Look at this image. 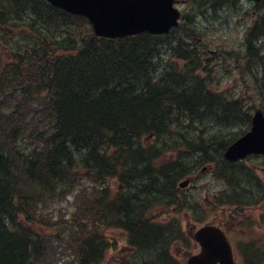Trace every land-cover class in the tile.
Masks as SVG:
<instances>
[{
	"label": "trees",
	"instance_id": "16d2710c",
	"mask_svg": "<svg viewBox=\"0 0 264 264\" xmlns=\"http://www.w3.org/2000/svg\"><path fill=\"white\" fill-rule=\"evenodd\" d=\"M79 22L87 25L46 0H0L1 38L13 35L0 43V264H44L52 245L47 231L63 228L51 212L71 196L79 201L75 211L59 215L68 236H53L76 252L61 264L106 261L108 228H123L136 249L158 245L152 261L123 264H184L152 213L186 208L178 182L198 166L181 160L192 150L183 135V144L170 138L179 159L158 164L168 139L157 146L142 139L171 135L168 122L186 117L242 118L238 98L207 88L211 71L181 45L171 71L157 78L150 69L158 36L97 37ZM248 32L245 57L254 67L243 73L257 74L264 100V15ZM197 147L201 165L214 161L208 148Z\"/></svg>",
	"mask_w": 264,
	"mask_h": 264
},
{
	"label": "rangeland",
	"instance_id": "374dc122",
	"mask_svg": "<svg viewBox=\"0 0 264 264\" xmlns=\"http://www.w3.org/2000/svg\"><path fill=\"white\" fill-rule=\"evenodd\" d=\"M176 6L183 12L180 26L151 41V46L155 48L151 56V75L158 78L160 73L171 71L169 66L174 56H178L177 51L181 45L182 50L189 49L199 55L202 67L207 66L208 71H211L207 88L212 87L227 99L238 98L242 118L223 122L219 117L211 115L196 116L194 119L186 117L184 121L168 122L171 135L142 139L149 146L162 145L164 139H168L166 151L155 161L158 164L178 160L181 148L173 149L174 141L170 138L181 140L180 144H183L185 137L189 140L188 149L192 150L181 156V160L188 167L198 166L193 167L190 174L194 179L182 190L187 200L186 208L173 215L168 208L164 211L154 207L152 216H155V222L164 225L166 235L171 238L170 253L178 263L186 264L191 255L199 253L200 246L192 238L197 228L205 224H217L227 231L238 264H264V156H249L244 161L231 164L222 155L223 145H229L235 137L251 128L255 108L260 107L264 111V100L260 95L261 83L257 74L249 76L243 73L244 68L254 67L247 63L245 57L246 38L256 19L264 15V2L178 0ZM78 25L83 30L94 32L88 19L87 25L83 22ZM2 35L3 32L0 31V43L4 46L10 44L13 35L8 32L6 38H1ZM262 39L263 37L256 42L260 43ZM195 145L208 148V154L214 161L201 165L199 160L203 153L198 147L194 148ZM183 150L186 151L185 147ZM203 166L208 169L201 171ZM110 186L111 192H118V182L115 179L110 181ZM239 199H249L247 201L252 202L240 205ZM76 202L79 201L71 196L56 202L53 212L49 208L48 211L57 217L56 220H59L63 228L58 230L51 227L47 231L52 245L50 244L51 248L43 260L44 264H61V261L71 260L70 256L75 254L76 250L73 248L66 247V250L69 249L67 251L63 248L71 243L67 244L64 237L56 242L53 234L68 236L64 231V221L59 215L65 212L73 214ZM170 230L172 233H169ZM105 233L109 249L105 253L106 261L99 264H123L134 262L135 258H138L137 262L144 263L145 260L154 258L158 251L156 243L153 247L134 248L128 244V233L123 228H108ZM160 242L157 244H161Z\"/></svg>",
	"mask_w": 264,
	"mask_h": 264
},
{
	"label": "water",
	"instance_id": "95a60500",
	"mask_svg": "<svg viewBox=\"0 0 264 264\" xmlns=\"http://www.w3.org/2000/svg\"><path fill=\"white\" fill-rule=\"evenodd\" d=\"M51 5L73 15L89 17L97 37L123 38L135 34H166L178 26L182 12L175 7L178 0H47ZM260 2V0H255ZM264 1V0H263ZM252 127L232 142L224 153L229 161L248 155H264V111L256 108ZM206 168H203V171ZM190 179L180 183L187 187ZM200 253L192 255L187 264H237L225 231L212 224L203 225L193 234Z\"/></svg>",
	"mask_w": 264,
	"mask_h": 264
},
{
	"label": "bare ground",
	"instance_id": "6f19581e",
	"mask_svg": "<svg viewBox=\"0 0 264 264\" xmlns=\"http://www.w3.org/2000/svg\"><path fill=\"white\" fill-rule=\"evenodd\" d=\"M46 1H47V0H46ZM254 1H255V0H254ZM260 1L264 2L263 0H260ZM47 2H48V1H47ZM255 2H257V1H255ZM48 3H49V2H48ZM177 3H178V2H177ZM177 3H176V4H177ZM49 4H50V3H49ZM50 5H51V4H50ZM54 6H55V5H54ZM57 8H58V7H57ZM59 9H60V8H59ZM61 10H62V9H61ZM63 11H64V10H63ZM65 11H66V10H65ZM65 11H64V12H65ZM66 12H67V11H66ZM68 13H69V12H68ZM182 13H183V12H182ZM70 14H71V13H70ZM72 15H73V14H72ZM76 15H77V14H76ZM76 15H74V16H76ZM182 15H183V14H182ZM182 15H181V17H182ZM21 16H26V15H21ZM78 16H81V15H78ZM83 17L87 18L86 16H83ZM181 17H180V18H181ZM87 19L89 20V17H88ZM89 21H90V20H89ZM90 23H91V22H90ZM179 23H180V19H179ZM91 26H92V24H91ZM179 26H180V24H179L178 26H176V27H179ZM176 27H174V28H176ZM174 28H172V29H174ZM172 29H171V30H172ZM171 30H170V31H171ZM93 31H94V28H93ZM170 31H169V32H170ZM147 33H148V32H147ZM141 34H144V33H141ZM166 34H169V33H166ZM166 34H158V35H166ZM94 35H95V33H94ZM135 35H138V34H135ZM135 35H134V36H135ZM152 35H154V34H152ZM158 35H156V36H158ZM124 37H125V36H124ZM257 108H260V107H257ZM255 109H256V108H255ZM251 120H252V119H251ZM251 127H252V125H251ZM250 129H251V128H250ZM250 129H249V130H250ZM249 130H248V131H249ZM246 132H247V131H246ZM246 132H244V133H246ZM244 133H243V134H244ZM243 134H242V135H243ZM242 135L239 136V137H235L233 140L236 141L238 138L242 137ZM234 141H232V142H234ZM232 142H231V143H232ZM231 143H230L229 145H227L226 148H223V150H224V151H223V154H222V155H223V159H225V158H224V153L227 151V149H228V147L231 145ZM255 155L264 156V155H261V154H255ZM255 155H248L247 157H249V156H255ZM247 157L243 158V160L232 161V162L229 161V160H226V159H225V160H226L227 162H230V163L232 164V163H236V162L244 161V159H246ZM203 168H206L204 171H206V170L208 169L207 166H203L202 169H201V171H203ZM187 179H190V181H189L190 183L192 182V178L187 176L185 179H183V180H181V181L178 182V184H179V185H178L179 190L182 191V190H184V189L186 188V187H180V183L183 182V181H185V180H187ZM251 202H252V201H251ZM246 204H247V203H246ZM195 232H196V231H195ZM192 238H193V234H192ZM193 239H194V238H193ZM194 241H195V240H194ZM196 242H197V241H196ZM199 253H200V252H199ZM195 254H197V253H195ZM193 255H194V254H193ZM191 256H192V255H191ZM191 256H190V257H191Z\"/></svg>",
	"mask_w": 264,
	"mask_h": 264
},
{
	"label": "flooded vegetation",
	"instance_id": "af4514ba",
	"mask_svg": "<svg viewBox=\"0 0 264 264\" xmlns=\"http://www.w3.org/2000/svg\"><path fill=\"white\" fill-rule=\"evenodd\" d=\"M188 177H191V178H192V180L194 179V178H193V176H191V175H189Z\"/></svg>",
	"mask_w": 264,
	"mask_h": 264
}]
</instances>
